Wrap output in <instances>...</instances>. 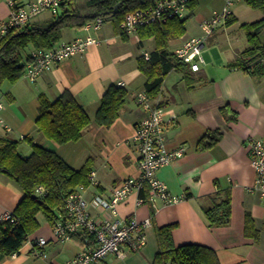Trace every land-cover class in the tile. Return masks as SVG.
Segmentation results:
<instances>
[{"label":"crops","instance_id":"0c3cea01","mask_svg":"<svg viewBox=\"0 0 264 264\" xmlns=\"http://www.w3.org/2000/svg\"><path fill=\"white\" fill-rule=\"evenodd\" d=\"M77 2H83L82 13L89 12L88 8L84 9L87 6L85 0ZM233 12L236 21L228 23L227 27L235 29L233 25L238 23L245 34L242 25L264 15L261 10L242 3L235 5ZM9 14L7 0H0V24L8 19ZM54 17L50 11H43L27 25L47 27ZM225 28L221 26L214 30L210 42L223 39ZM61 34L60 40L72 41L85 37L87 32L79 26H67ZM93 34L101 39L99 43L65 59L35 81L23 73L16 82L5 81L0 89V98L5 104L2 114L5 124L11 128L8 131L0 123V137L18 141L22 155H29L31 142H35L54 150L74 168L89 161L91 170L97 172L99 179L97 185L84 186L89 199L97 194L107 197L122 180L139 174V152L132 138L136 123L145 115V110L136 102V95L145 90L146 76L139 68L138 57L144 54V50L150 52L156 46L154 37L137 43L131 36L122 34L120 24L114 21H105ZM2 36L0 29V39ZM187 37L183 34L170 39L169 49L173 44L176 48ZM233 37L218 56L209 51L214 48L210 47L199 70L191 67L186 71L170 70L159 94L152 96L165 108L169 148L186 146L181 157L158 171L170 193L181 200L172 204L158 201L154 207L149 203L147 191L130 194L118 205L116 217L136 215L140 220L150 218L146 244L140 251L129 252L125 258L109 254L94 264H153L160 249L157 229L170 223L175 224L172 233L175 245L195 242L210 246L217 252L221 264H264V199L249 190L255 170L248 149L250 138L264 141V76L251 75L236 65L238 57L248 46V39L236 33ZM261 39L264 42V28ZM147 41H151L149 46ZM206 46L205 42L204 48ZM25 49L26 53L22 51L24 64L34 47L29 45ZM121 81L125 83L127 95L119 116L110 126L97 124L95 114L102 97L111 84ZM66 90L88 110L92 121L82 130L78 140L60 144L47 138L36 120L40 95L55 100ZM225 106L229 107V114L236 113L235 119L228 120L222 109ZM215 129L222 131V137L211 146L203 147L200 143L202 137ZM226 190H230L232 198L231 221L227 225L211 226L204 208L223 198ZM23 196L22 188L0 172V220L5 212L15 210ZM139 198L144 201L138 203ZM90 208L94 213L105 214L93 205ZM247 212L252 217L248 223ZM36 217L39 228L17 253L0 256V264H70L71 258L84 247L76 236L69 241L55 239L52 224L45 215L38 213ZM39 237L47 238V243L38 245L36 240ZM38 251H44L46 255H39Z\"/></svg>","mask_w":264,"mask_h":264},{"label":"trees","instance_id":"16d2710c","mask_svg":"<svg viewBox=\"0 0 264 264\" xmlns=\"http://www.w3.org/2000/svg\"><path fill=\"white\" fill-rule=\"evenodd\" d=\"M156 0H85L93 10L82 13L75 0L62 2L60 13L47 27L13 28L0 39V89L5 81L16 82L23 76L25 64L22 51L32 45L34 48L52 47L61 38V32L67 26L82 27L98 16L106 21L120 24L128 11L146 7ZM194 1V0H193ZM192 1V2H193ZM253 8L264 14V0H244ZM72 3H75L74 5ZM120 6L115 9V6ZM191 3V2H190ZM79 4V3H78ZM190 5V4H189ZM186 18L174 17L166 22L148 24L139 29L142 39L154 37L156 46L150 51V58L142 54L138 57L139 68L146 76L145 90L156 96L161 91L166 75L172 69L186 71L190 65L179 60L169 49L168 41L182 36L186 31ZM235 18L232 17L227 23ZM246 30L248 46L236 61L251 75L264 76V42L261 33L264 28V15L259 20L242 25ZM263 59L250 65L254 60ZM127 90L124 85L111 84L95 114V122L110 126L119 116L125 103ZM228 120L235 119V112L229 114L228 106L222 108ZM39 114L36 123L42 133L57 143L78 140L82 130L92 121L88 110L78 102L76 97L66 90L55 100L40 95ZM222 137V131H208L201 139L203 147H209ZM32 152L22 155L18 141L8 137H0V172L6 174L24 191V196L12 211L17 217L16 222L9 219L0 220V256L13 255L28 240L29 236L39 228L38 213H43L53 225L64 214L65 197L80 186L89 185L88 175L91 163L88 161L80 168L70 166L54 150L42 144L31 142ZM42 187V192L37 188ZM213 206L205 207L204 213L211 226L227 225L232 216V198L230 190ZM249 212L246 223L251 222ZM174 223L166 224L157 229L160 245L153 264H221L217 252L205 244L188 242L175 245L173 241ZM75 237V236H74ZM83 245L87 236L77 234Z\"/></svg>","mask_w":264,"mask_h":264},{"label":"built area","instance_id":"2783aa9c","mask_svg":"<svg viewBox=\"0 0 264 264\" xmlns=\"http://www.w3.org/2000/svg\"><path fill=\"white\" fill-rule=\"evenodd\" d=\"M67 0H7L10 6L8 19L0 24L2 35H6L10 29L23 28L30 20L43 11H50L56 15L60 11L62 2ZM193 0H156L154 3L128 11L120 23L122 34L131 36L137 43L140 42L139 29L152 23L166 22L174 17L183 18L190 2ZM222 10H214L210 17L201 22L203 33L196 36H188L174 49L176 57L190 65L192 70H199L205 63L203 48L207 38L220 24H226L234 16L230 6L235 1L225 0ZM103 16L87 22L83 29L87 32L85 37L72 41L60 40L52 47L34 48L30 52L25 64L24 75L31 81H35L41 74L55 69L67 58L82 53L101 39L94 36V32L100 30L105 23ZM145 58H150V52L144 51ZM119 84L124 85L121 81ZM136 102L145 110L144 117L136 123V131L132 138L138 147L139 174L122 180L113 187L110 195L105 197L97 194L89 199L84 192V186L69 193L64 200V214L52 225L55 239L69 241L77 234L87 236L86 245L70 260V264H94L104 259L109 254H115L119 258H125L129 252H137L146 244V228L151 224L150 218L140 220L136 215L129 218H117L118 205L126 200L134 192H148V200L154 207L158 201L164 204L177 203L181 197L172 195L167 183L158 176L161 167L169 164L175 158L181 157L186 152L183 144L176 149H170L167 141V121L164 106L155 102L154 98L146 91L140 90L136 95ZM4 101L0 98V123L4 124L8 131L11 128L5 124L3 110ZM248 149L251 163L255 170V178L249 186V190L256 192L264 199V141L257 138L248 140ZM89 184L99 183L95 170H91ZM42 192V187L37 188ZM144 201L139 198L138 203ZM90 205L100 208L105 213H94ZM2 219L16 222L12 212H5ZM48 241L45 237H39L36 242L43 246ZM45 256L44 251H38Z\"/></svg>","mask_w":264,"mask_h":264},{"label":"rangeland","instance_id":"374dc122","mask_svg":"<svg viewBox=\"0 0 264 264\" xmlns=\"http://www.w3.org/2000/svg\"><path fill=\"white\" fill-rule=\"evenodd\" d=\"M76 2H77V0H75V3ZM225 2H226L225 0H194L193 2H191L190 5L188 6V8L186 9L185 15L183 17V18H186L185 19L186 31L184 34H186L188 36H196V35L202 34L203 28L200 26V23L204 19L210 17V15L213 13L214 10H219V11L222 10L224 5H225ZM75 3H72V4L74 5ZM241 3L244 5L247 4L244 0L235 1L230 6V8L234 11L235 5L241 4ZM82 4H83V2H80L79 4L77 2L79 10H81V11L83 10V8H80ZM247 8L250 9V7H247ZM84 9H87L89 11L88 13L92 12V10H93L90 6L89 7L86 6ZM234 21H236V20H234ZM109 24H112V23H109ZM227 25H228V23H226L224 25L220 24L217 27V28H219L221 26H226V28H225L226 33H225L223 39H219V40L210 42L211 38L214 35H211V37H209V39L207 38V40H206L207 46L205 48H203V51H204L203 55L205 57H206V51H208V49H210V47H212V46L214 48H211L209 51H211L214 56H216V55L218 56L220 54L221 49L226 48L228 46V43L232 42V40L234 39L233 35L235 33L239 34L242 38H247L245 31L239 28L238 23H235L233 25V27L234 26H236V27H234L235 29H232V30H231V28H228ZM150 43H151V41H147L146 45L149 46ZM174 48H175L174 44L170 46V49L172 51H174ZM26 50L27 49H24L23 52L26 53ZM142 50H144V48H141V51Z\"/></svg>","mask_w":264,"mask_h":264},{"label":"water","instance_id":"95a60500","mask_svg":"<svg viewBox=\"0 0 264 264\" xmlns=\"http://www.w3.org/2000/svg\"><path fill=\"white\" fill-rule=\"evenodd\" d=\"M142 1H143V0H142ZM119 6H120V3H118V4L115 6V9H117ZM262 59H263V58L260 57V58H258V59H256V60H254L253 62H251L250 65H254V64L260 62Z\"/></svg>","mask_w":264,"mask_h":264}]
</instances>
